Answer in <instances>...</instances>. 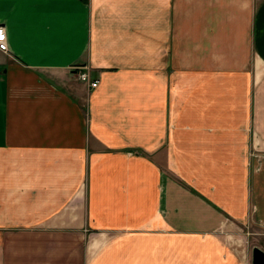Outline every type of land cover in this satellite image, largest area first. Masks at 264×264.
I'll use <instances>...</instances> for the list:
<instances>
[{"label":"crops","instance_id":"0c3cea01","mask_svg":"<svg viewBox=\"0 0 264 264\" xmlns=\"http://www.w3.org/2000/svg\"><path fill=\"white\" fill-rule=\"evenodd\" d=\"M0 24V264H253L264 0H0Z\"/></svg>","mask_w":264,"mask_h":264},{"label":"built area","instance_id":"2783aa9c","mask_svg":"<svg viewBox=\"0 0 264 264\" xmlns=\"http://www.w3.org/2000/svg\"><path fill=\"white\" fill-rule=\"evenodd\" d=\"M0 31H2V33H3V40H0V50L3 52H8V50H9V48H8V36H7V31H6L5 26L0 24ZM78 77L81 81L87 83L92 88H96L99 85L98 80L92 79L88 68H87V70L80 72Z\"/></svg>","mask_w":264,"mask_h":264},{"label":"water","instance_id":"95a60500","mask_svg":"<svg viewBox=\"0 0 264 264\" xmlns=\"http://www.w3.org/2000/svg\"><path fill=\"white\" fill-rule=\"evenodd\" d=\"M253 264H264V250L258 246L253 248Z\"/></svg>","mask_w":264,"mask_h":264},{"label":"rangeland","instance_id":"374dc122","mask_svg":"<svg viewBox=\"0 0 264 264\" xmlns=\"http://www.w3.org/2000/svg\"><path fill=\"white\" fill-rule=\"evenodd\" d=\"M252 236H254L255 238L260 237L261 239H264V228L261 229V234H260V235H257V236L252 235ZM252 236H251V237H252ZM261 242L264 243V241H261Z\"/></svg>","mask_w":264,"mask_h":264},{"label":"snow or ice","instance_id":"6c2138e0","mask_svg":"<svg viewBox=\"0 0 264 264\" xmlns=\"http://www.w3.org/2000/svg\"><path fill=\"white\" fill-rule=\"evenodd\" d=\"M0 40H3V33L0 31Z\"/></svg>","mask_w":264,"mask_h":264}]
</instances>
